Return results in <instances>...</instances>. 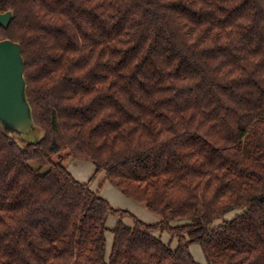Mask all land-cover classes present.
<instances>
[{
	"label": "trees",
	"instance_id": "16d2710c",
	"mask_svg": "<svg viewBox=\"0 0 264 264\" xmlns=\"http://www.w3.org/2000/svg\"><path fill=\"white\" fill-rule=\"evenodd\" d=\"M8 9L0 39L21 46L46 133L20 147L0 128V264H200L193 242L205 264H264V0H0ZM68 157L160 220L113 209ZM109 214L132 224L110 229L107 255Z\"/></svg>",
	"mask_w": 264,
	"mask_h": 264
},
{
	"label": "water",
	"instance_id": "95a60500",
	"mask_svg": "<svg viewBox=\"0 0 264 264\" xmlns=\"http://www.w3.org/2000/svg\"><path fill=\"white\" fill-rule=\"evenodd\" d=\"M13 16L10 9L0 12V26L7 27ZM0 128L20 147L41 142L46 133L33 119L21 46L8 38L0 39Z\"/></svg>",
	"mask_w": 264,
	"mask_h": 264
},
{
	"label": "rangeland",
	"instance_id": "374dc122",
	"mask_svg": "<svg viewBox=\"0 0 264 264\" xmlns=\"http://www.w3.org/2000/svg\"><path fill=\"white\" fill-rule=\"evenodd\" d=\"M64 165L72 174V176L83 183L89 184L92 190H97L100 196L105 198L113 209H124L128 212L134 214L140 220L146 223H155L160 220L157 214L150 212L142 202L134 201L125 195H123L119 190L112 186L104 177V171L95 172V167L90 160H79L73 157H68L64 161ZM242 210L234 209L227 212L222 217L215 219L214 225L220 224L223 220L230 219ZM122 220L125 224H132V219L128 216H120L116 214H109L105 225L107 231L105 232V248L106 254H109L111 243H112V232L111 228L118 222ZM175 223V222H173ZM161 239L164 242H169L171 246H175L177 243L176 237L171 236L167 231L159 233ZM190 253L192 254L194 260L200 264H205V258L201 250L199 243L193 242L189 245Z\"/></svg>",
	"mask_w": 264,
	"mask_h": 264
},
{
	"label": "crops",
	"instance_id": "0c3cea01",
	"mask_svg": "<svg viewBox=\"0 0 264 264\" xmlns=\"http://www.w3.org/2000/svg\"><path fill=\"white\" fill-rule=\"evenodd\" d=\"M103 174H104V176H105V172H104ZM93 191H96V192H97V190H93Z\"/></svg>",
	"mask_w": 264,
	"mask_h": 264
}]
</instances>
